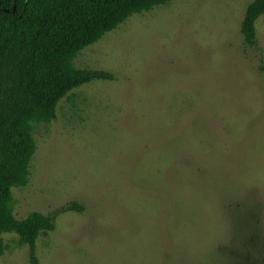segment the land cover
<instances>
[{
  "label": "rangeland",
  "instance_id": "374dc122",
  "mask_svg": "<svg viewBox=\"0 0 264 264\" xmlns=\"http://www.w3.org/2000/svg\"><path fill=\"white\" fill-rule=\"evenodd\" d=\"M253 0H172L81 51L102 70L36 126L14 216L54 219L39 264H264V16ZM75 202L81 212L69 211ZM0 264H30L14 234Z\"/></svg>",
  "mask_w": 264,
  "mask_h": 264
},
{
  "label": "trees",
  "instance_id": "16d2710c",
  "mask_svg": "<svg viewBox=\"0 0 264 264\" xmlns=\"http://www.w3.org/2000/svg\"><path fill=\"white\" fill-rule=\"evenodd\" d=\"M172 0H0V256L2 235L14 233L30 247V264H39L34 247L41 234L54 230V219L38 212L14 216L12 190L24 188L36 152L33 132L57 118V106L73 90L93 81L112 82L113 74L79 69V53L116 30L132 15ZM264 0L246 8L240 33L256 45L257 20ZM69 211L83 207L72 202Z\"/></svg>",
  "mask_w": 264,
  "mask_h": 264
}]
</instances>
